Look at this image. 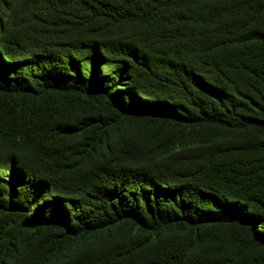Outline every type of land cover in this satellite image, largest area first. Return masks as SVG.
I'll return each instance as SVG.
<instances>
[{"label":"trees","instance_id":"16d2710c","mask_svg":"<svg viewBox=\"0 0 264 264\" xmlns=\"http://www.w3.org/2000/svg\"><path fill=\"white\" fill-rule=\"evenodd\" d=\"M0 264H264V0H0Z\"/></svg>","mask_w":264,"mask_h":264}]
</instances>
